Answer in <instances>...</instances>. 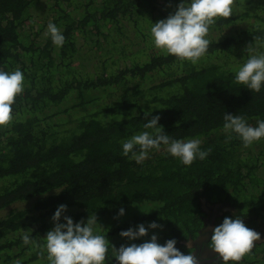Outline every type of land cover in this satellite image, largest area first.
Segmentation results:
<instances>
[{"label":"trees","instance_id":"trees-1","mask_svg":"<svg viewBox=\"0 0 264 264\" xmlns=\"http://www.w3.org/2000/svg\"><path fill=\"white\" fill-rule=\"evenodd\" d=\"M180 2L0 0V71L24 74L13 120L0 127V264H48L37 245L60 205L67 207L60 223L96 217L94 232L109 241L105 264H116L111 245L120 247L114 235L131 211L128 229L163 226L131 243L156 234L161 245L175 239L184 254L203 225L200 198L233 208L214 227L225 217L250 229L264 225V138L245 148L222 131L225 114L253 127L264 120V85L257 93L234 83L251 54L246 47L264 52V0H235L232 16L210 26L208 50L195 64L151 42L152 24ZM49 22L63 46L45 37ZM157 115L171 139L200 138L209 155L190 166L165 145L140 164L124 156L122 143L154 132L144 125ZM25 233L34 243H23ZM238 264H264V238Z\"/></svg>","mask_w":264,"mask_h":264},{"label":"clouds","instance_id":"clouds-1","mask_svg":"<svg viewBox=\"0 0 264 264\" xmlns=\"http://www.w3.org/2000/svg\"><path fill=\"white\" fill-rule=\"evenodd\" d=\"M234 2L181 0L173 14L152 24L150 36L153 46L165 55L195 64L208 50L210 41L206 37L210 26L218 18L228 19L232 16ZM44 35L50 37L57 47L65 43L60 28L52 22L48 23ZM246 50L251 54L236 71L234 83L258 93L264 85V52H257L254 43L249 44ZM23 90L24 74L19 68L12 72L0 71V127L8 126L13 120L12 105ZM159 119L158 115L152 116L144 125L145 129H153L154 132L144 131L123 142L122 154L129 156L131 153L130 158L140 164L148 158L150 150H159L161 145H165L167 152L185 166H190L197 158L204 160L209 155L211 149L201 150L200 138L187 141L171 139L162 126H158ZM223 119L222 131L226 134V142L235 135L247 148L264 138V120H257V126L253 127L243 116L225 114ZM137 146L138 153L134 151ZM66 210V205H60L54 212V227L43 237V245H37L40 247V255L46 252L48 264H105L109 241L105 235L94 232L96 217L74 223L70 217L63 216L64 222L60 223ZM122 215L123 208L118 212V216ZM162 228V225L153 221L147 228L140 224L136 229L121 231L119 235L128 241H135L147 236L149 229ZM260 238V233L248 228L241 218L225 217L221 224L211 228L210 250L220 258L222 264H229L230 261L238 264ZM22 240L25 245L34 243L28 233L22 236ZM157 240L158 236L153 234L149 240L140 244H122L118 249L112 245L116 264H200L193 252L184 254L179 251L175 247V239H169L163 245ZM185 246L191 249V242L186 241Z\"/></svg>","mask_w":264,"mask_h":264},{"label":"flooded vegetation","instance_id":"flooded-vegetation-1","mask_svg":"<svg viewBox=\"0 0 264 264\" xmlns=\"http://www.w3.org/2000/svg\"><path fill=\"white\" fill-rule=\"evenodd\" d=\"M200 202L202 205V210L205 214L202 217L203 225L198 230L196 238L193 240L190 238L188 241L191 242V252H193V254L198 258L200 264H216L221 260L214 252L210 250V247H207L206 242L211 232V228L214 227V220H216L215 218H220L225 212H232L233 208L230 205L223 203L209 205L203 198H200ZM253 230L260 233L261 238L264 237V225L257 230Z\"/></svg>","mask_w":264,"mask_h":264},{"label":"rangeland","instance_id":"rangeland-1","mask_svg":"<svg viewBox=\"0 0 264 264\" xmlns=\"http://www.w3.org/2000/svg\"><path fill=\"white\" fill-rule=\"evenodd\" d=\"M152 204H154L155 207L158 206V204L155 203V202H152ZM136 213H137V211H135V212H134V211H131V213L128 214L126 218H123V219H122V223L125 225L129 220H132V216H133V215H136ZM117 222H119V221H116L115 223H117ZM119 225H120V228H121L120 231H119V233H120L121 231H126V230H128L127 226H124V225H122L121 223H119ZM125 229H126V230H125ZM119 233H117V234L114 235L115 240H116L118 243H120V246H121L122 244H124L125 246L129 245V244L131 243V241H128L126 238H122V237L119 235ZM262 238H264V237H262ZM110 253H111V255H112V253H113L112 245H111Z\"/></svg>","mask_w":264,"mask_h":264},{"label":"bare ground","instance_id":"bare-ground-1","mask_svg":"<svg viewBox=\"0 0 264 264\" xmlns=\"http://www.w3.org/2000/svg\"><path fill=\"white\" fill-rule=\"evenodd\" d=\"M101 224V223H100ZM95 228V227H94Z\"/></svg>","mask_w":264,"mask_h":264}]
</instances>
